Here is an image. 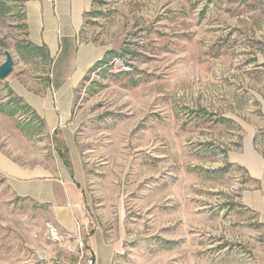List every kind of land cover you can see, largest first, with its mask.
<instances>
[{
    "label": "rangeland",
    "instance_id": "obj_1",
    "mask_svg": "<svg viewBox=\"0 0 264 264\" xmlns=\"http://www.w3.org/2000/svg\"><path fill=\"white\" fill-rule=\"evenodd\" d=\"M25 1L0 0V65L5 50L14 58L0 81V149L57 161L62 130L47 132L16 93L55 77L27 40ZM91 2L81 42L103 56L64 124L90 230L120 264H264V216L243 202L258 184L246 167L264 154V0ZM2 183L0 264H77L79 243L54 240L45 211Z\"/></svg>",
    "mask_w": 264,
    "mask_h": 264
},
{
    "label": "crops",
    "instance_id": "obj_2",
    "mask_svg": "<svg viewBox=\"0 0 264 264\" xmlns=\"http://www.w3.org/2000/svg\"><path fill=\"white\" fill-rule=\"evenodd\" d=\"M91 8V0L25 1L27 40L34 49L44 50L53 59L55 77L49 85L40 87L42 93L23 87L16 93L41 118L47 132L62 130L67 155L60 154L57 161H52L47 157L40 159L39 155L25 158L14 147L8 152L0 149V177L9 199H26L45 211L47 223L55 226L61 235L54 240L60 244L79 243L85 235L86 253L97 264H120L118 248L105 241L100 229L89 228L83 163L64 129L73 116L74 90L103 56L94 44L81 42L85 15ZM259 57L264 63V52ZM246 168L250 179L258 184L244 195L243 202L264 216V154L254 153Z\"/></svg>",
    "mask_w": 264,
    "mask_h": 264
},
{
    "label": "built area",
    "instance_id": "obj_3",
    "mask_svg": "<svg viewBox=\"0 0 264 264\" xmlns=\"http://www.w3.org/2000/svg\"><path fill=\"white\" fill-rule=\"evenodd\" d=\"M46 226L52 238H61V235L55 226H53L51 223H46ZM77 264H97L93 257H89L87 255L84 243L81 241V239L79 240V258Z\"/></svg>",
    "mask_w": 264,
    "mask_h": 264
},
{
    "label": "water",
    "instance_id": "obj_4",
    "mask_svg": "<svg viewBox=\"0 0 264 264\" xmlns=\"http://www.w3.org/2000/svg\"><path fill=\"white\" fill-rule=\"evenodd\" d=\"M5 61L0 65V81L5 80L14 70V58L9 50H5ZM45 258L44 253L40 254Z\"/></svg>",
    "mask_w": 264,
    "mask_h": 264
},
{
    "label": "trees",
    "instance_id": "obj_5",
    "mask_svg": "<svg viewBox=\"0 0 264 264\" xmlns=\"http://www.w3.org/2000/svg\"><path fill=\"white\" fill-rule=\"evenodd\" d=\"M99 63H101V62H99Z\"/></svg>",
    "mask_w": 264,
    "mask_h": 264
}]
</instances>
